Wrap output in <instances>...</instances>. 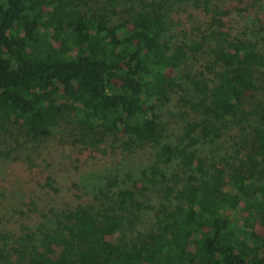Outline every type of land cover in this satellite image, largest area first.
<instances>
[{
    "label": "trees",
    "instance_id": "trees-1",
    "mask_svg": "<svg viewBox=\"0 0 264 264\" xmlns=\"http://www.w3.org/2000/svg\"><path fill=\"white\" fill-rule=\"evenodd\" d=\"M182 1L212 15L200 41L173 31L175 0H0L1 130L40 140L67 117L93 144L155 150L137 188L112 175L100 204L0 232V264H264V9L238 28L246 7ZM176 94L188 110L172 137ZM230 128L235 167L200 149Z\"/></svg>",
    "mask_w": 264,
    "mask_h": 264
},
{
    "label": "rangeland",
    "instance_id": "rangeland-1",
    "mask_svg": "<svg viewBox=\"0 0 264 264\" xmlns=\"http://www.w3.org/2000/svg\"><path fill=\"white\" fill-rule=\"evenodd\" d=\"M175 1L178 5L172 11L173 31L180 38L188 36L200 41L201 37L196 33L199 28L204 30L208 26L211 13L205 15L201 7L188 6L182 0ZM221 5L248 9L242 16L234 11V23L231 24L238 28H244L250 17L252 19L264 9V1L262 6L257 7L251 5V0H222ZM119 16L115 15L114 18L118 19ZM203 49L210 52L208 45ZM207 60L209 58L203 52L198 53L192 58L190 71L198 73L200 65ZM174 96L172 105L168 106L172 114L167 117L172 137L178 133L179 121L187 109L180 107L177 101L179 95ZM256 96L262 98L260 92ZM189 116L193 120L200 119L197 112H190ZM68 120L67 117L62 118L60 129L40 140L23 136L17 127L9 132L0 129V150L11 151L9 159L0 157V232L17 231L23 227L22 224L35 226L42 218L40 212H46L49 208L72 210L79 206L100 204L106 199L100 188L103 186L107 189L110 176H117L123 186L136 187L134 180L155 159V150L147 146L133 145L130 146L131 150L126 149L122 134L120 138L108 136L93 144L95 138L85 136L75 124H68ZM240 133L237 128L223 130L221 138L207 142L200 149L207 150L209 156L220 162V166L229 164L235 167L242 157L237 149L240 146ZM49 178L53 186L48 184ZM263 229L262 225H256L258 232H263Z\"/></svg>",
    "mask_w": 264,
    "mask_h": 264
}]
</instances>
